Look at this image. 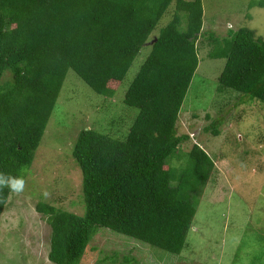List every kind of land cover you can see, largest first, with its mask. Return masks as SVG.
<instances>
[{"label":"trees","instance_id":"16d2710c","mask_svg":"<svg viewBox=\"0 0 264 264\" xmlns=\"http://www.w3.org/2000/svg\"><path fill=\"white\" fill-rule=\"evenodd\" d=\"M257 5L264 7V0ZM170 7L171 21L156 32ZM203 26L202 0H0V174L5 176L23 179L33 163L69 69L97 93H113L111 83H122L152 40L125 93L124 102L139 109L128 134L118 138L83 128L74 144L84 213L57 209L44 199L36 206L51 229L48 257L55 264H81L101 228L174 255L187 246L215 169L201 145L183 152L190 136L177 130L199 65ZM210 54L226 59L219 76L223 87L264 101V39L254 29L231 31L225 45ZM6 72L11 78L4 80ZM221 123L214 120L205 130L218 134ZM12 193L0 191V217Z\"/></svg>","mask_w":264,"mask_h":264},{"label":"rangeland","instance_id":"374dc122","mask_svg":"<svg viewBox=\"0 0 264 264\" xmlns=\"http://www.w3.org/2000/svg\"><path fill=\"white\" fill-rule=\"evenodd\" d=\"M259 1L202 0L205 34L197 42L199 65L177 130L190 136L180 147L183 152L201 145L214 158L215 169L201 195L187 246L174 255L101 228L81 264H264V101L223 87L219 76L226 59L210 54L240 27L255 29L264 39V7ZM172 9L156 32L171 21ZM151 43L142 46L122 83H111L113 93H97L68 70L34 161L24 171V190L12 193L0 217V264H55L48 257L51 229L36 206L44 199L57 209L84 213L74 144L83 128L118 138L128 134L139 109L124 102L125 93ZM4 76L10 79L11 73ZM217 119L222 121L218 134L205 130Z\"/></svg>","mask_w":264,"mask_h":264},{"label":"clouds","instance_id":"9594fccd","mask_svg":"<svg viewBox=\"0 0 264 264\" xmlns=\"http://www.w3.org/2000/svg\"><path fill=\"white\" fill-rule=\"evenodd\" d=\"M24 180L19 177L5 176L0 174V191L8 188L10 192L21 193L24 190ZM47 195V193H45Z\"/></svg>","mask_w":264,"mask_h":264},{"label":"crops","instance_id":"0c3cea01","mask_svg":"<svg viewBox=\"0 0 264 264\" xmlns=\"http://www.w3.org/2000/svg\"><path fill=\"white\" fill-rule=\"evenodd\" d=\"M230 26H232L231 24H230ZM255 30V29H254ZM256 31V30H255ZM257 33V32H256Z\"/></svg>","mask_w":264,"mask_h":264}]
</instances>
